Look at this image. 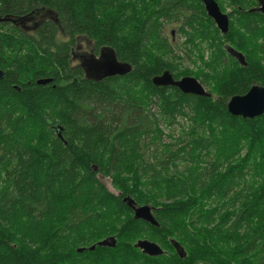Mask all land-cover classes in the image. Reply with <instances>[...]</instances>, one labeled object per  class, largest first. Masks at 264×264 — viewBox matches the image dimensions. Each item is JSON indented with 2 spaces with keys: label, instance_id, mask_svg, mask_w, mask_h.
Wrapping results in <instances>:
<instances>
[{
  "label": "trees",
  "instance_id": "1",
  "mask_svg": "<svg viewBox=\"0 0 264 264\" xmlns=\"http://www.w3.org/2000/svg\"><path fill=\"white\" fill-rule=\"evenodd\" d=\"M227 1L223 34L202 0H0V264H264V113L227 108L264 85V14ZM176 23L189 56L210 49L205 70L178 64ZM81 45L132 71L87 78ZM166 70L211 96L154 85ZM109 236L115 247L77 251ZM144 238L165 253L144 254Z\"/></svg>",
  "mask_w": 264,
  "mask_h": 264
},
{
  "label": "water",
  "instance_id": "2",
  "mask_svg": "<svg viewBox=\"0 0 264 264\" xmlns=\"http://www.w3.org/2000/svg\"><path fill=\"white\" fill-rule=\"evenodd\" d=\"M205 10L209 17L213 19L219 30L226 34L229 31V16L222 12L216 0H202ZM258 11L264 14V0L259 1ZM229 53L238 59L242 65H247L243 53L236 51L231 47H227ZM82 67L85 69L86 77L101 80L105 77H113L117 75H126L132 71V66L128 63L120 62L112 49L105 48L99 57L94 55H81ZM4 71L0 69V79L3 78ZM38 84H46L51 82V79H41L37 81ZM152 82L156 86H175L185 94H193L197 96L209 97L211 94L203 86V84L192 76H184L180 79H175L172 73L168 70L161 75L155 76ZM227 108L230 114L234 116H241L243 118H255L264 113V85L254 84L249 91L244 95H235L230 98L227 103ZM128 204L133 208L134 217L142 219L153 225H158L157 220L153 214V207L150 205H136L135 201L129 197L125 198ZM117 243L116 236L107 237L90 247H80L78 252L85 249L94 250L99 247H115ZM173 244L180 255L184 257L186 252L184 248L177 242ZM135 247L139 248L144 254L155 257L165 253L164 249L158 243L149 239H139L135 243Z\"/></svg>",
  "mask_w": 264,
  "mask_h": 264
},
{
  "label": "rangeland",
  "instance_id": "3",
  "mask_svg": "<svg viewBox=\"0 0 264 264\" xmlns=\"http://www.w3.org/2000/svg\"><path fill=\"white\" fill-rule=\"evenodd\" d=\"M223 3H224V6H225V9H226V13H229L231 11V9H230V7L228 5V1L227 0H223ZM177 27H178L177 23L174 24V25H171L169 27V31L171 32V38H172L171 41L173 43L174 49H175L176 53L179 55V60L180 61L178 62V64L180 65V67L182 69L188 70V71H190V73H195L196 71H199L200 69H204L205 70L204 65H205V62H207L209 60L210 49H208L206 46L204 47L203 57L202 58H200V56L197 58V51L193 52L189 56L188 55L189 46H185L186 36L183 35L182 33H180L178 31ZM180 122L182 124H185V125L188 124V122L186 120H184V119H181ZM172 129H174L175 134H178L180 132L181 125L180 124H176ZM169 132H170V129L165 128V133L167 134ZM165 140L168 141L169 139L165 138ZM101 180H103V182L108 186V188L111 191L117 192L115 187L112 185V181H111L110 178H102ZM144 239H147V238H144Z\"/></svg>",
  "mask_w": 264,
  "mask_h": 264
},
{
  "label": "flooded vegetation",
  "instance_id": "4",
  "mask_svg": "<svg viewBox=\"0 0 264 264\" xmlns=\"http://www.w3.org/2000/svg\"><path fill=\"white\" fill-rule=\"evenodd\" d=\"M84 50H86V48H85V46H80L79 47V49H78V55L80 54V53H84ZM85 54V53H84ZM83 55V54H82ZM79 57H81V56H79ZM77 61H78V63H82V60L80 59V60H78V59H76ZM84 74H85V76H86V72H85V69H84Z\"/></svg>",
  "mask_w": 264,
  "mask_h": 264
}]
</instances>
